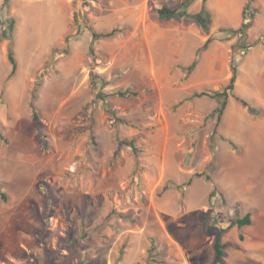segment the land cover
<instances>
[{"label": "rangeland", "instance_id": "rangeland-1", "mask_svg": "<svg viewBox=\"0 0 264 264\" xmlns=\"http://www.w3.org/2000/svg\"><path fill=\"white\" fill-rule=\"evenodd\" d=\"M203 2L10 0L5 6L0 0V33L18 20L19 62L8 79L9 41L0 43V121L7 139H0V193L7 197L0 198V264H211L218 232L248 212L251 226L223 235L226 264H264V49L258 47H264V0L252 2L259 13L248 42L258 45L246 56L233 48L237 36L222 30L240 27L248 0H206L213 13L209 34L157 12L184 5L196 13ZM114 28V37L95 43L96 71L111 81L104 92L132 87L139 95L109 98L126 121L113 127V116L90 89L87 54L92 29ZM233 63L236 94L261 113L252 115L231 98L216 128L219 102L191 96L222 90ZM133 137L138 155L119 146ZM169 179L192 182L159 196ZM215 186L224 198H210Z\"/></svg>", "mask_w": 264, "mask_h": 264}, {"label": "trees", "instance_id": "trees-1", "mask_svg": "<svg viewBox=\"0 0 264 264\" xmlns=\"http://www.w3.org/2000/svg\"><path fill=\"white\" fill-rule=\"evenodd\" d=\"M10 0H4V5L8 6V2ZM253 0H248V3L246 4L245 8L243 9L242 13V23L239 28H225L222 31L223 32H229L232 36H237L238 43L236 45H233V48L239 49L241 52V55L246 56L251 49H253L255 46L258 45V43H249L248 42V32L253 27L254 21L259 13V9L252 6ZM182 6L177 7H168L166 5L162 6L161 8L157 9L158 15L160 19L162 20H170V19H184L186 22H195L206 34L210 33L211 26L213 24V13L212 11L207 7L206 0H204L203 5L199 12L191 13L186 10H182ZM10 8L7 9V13H9ZM18 20L13 19L11 22L8 23V30H3L2 33H0V43H3L5 40L9 41L8 49H7V57L8 61L11 64V72L9 74L8 79L14 78L19 69V62L16 56V28H17ZM119 32V29L114 28L110 31H97L95 29L91 30L92 35V41L90 43L88 54H87V66L90 70V89L96 93L95 101L101 100L108 111L113 118L110 119L111 126L114 127L115 124L118 123H125L126 121L118 117V111L111 107L109 103V98L112 96H118L121 98H131V97H137L139 95L138 92L134 91L132 87H128L125 90H116L111 92H104V90L111 85V81H108L103 75L97 73L96 68L98 67V52L95 48V43L103 38H112ZM68 37L66 38V40ZM214 39L210 37L204 45L198 50L197 59L193 61V63L187 68V71L189 74L193 72L199 62V55L206 51L209 46L212 44ZM238 81V67L233 63L232 65V76L229 81V83L223 87L220 91H203V92H194L191 97L194 98H201L204 96H207L211 99L217 100L219 102L218 107L214 110L212 116L216 117L217 123L216 128L220 125L221 121L223 120V117L226 113V110L228 108L229 102L231 98H234L237 102L241 103L242 106L246 107L250 114L252 115H260L261 111L254 107L247 99L239 96L236 94V83ZM42 81L39 82L41 84ZM33 108V118L35 121L38 120V115L36 113V110L34 108V105L32 104ZM117 122V123H115ZM4 127L2 125V122L0 121V139L2 141H7L6 137L4 136ZM42 135V134H41ZM119 146L120 147H130L135 152L136 155H138L141 151L138 149V137H133L132 139H121L119 140ZM205 176L206 180L208 182L212 181L211 175H205L203 173H195V178H202ZM192 182V179H190L187 183L179 184L174 179H169L163 186L162 190L159 193V196H162L164 193L171 189H177L182 190L186 186H189ZM2 185L0 184V189ZM41 189L45 193L46 197L48 198L49 203H52L54 200V196L52 195L50 189L45 184L40 185ZM216 195H221L223 198L224 193L215 186L213 191L210 193V198H214ZM0 196L3 200H7L6 194L1 192ZM240 205V204H238ZM237 213L239 214L240 211L237 210ZM205 219L207 222V231L210 232L214 218H213V212L210 211L205 215ZM253 224V218L252 213L248 212L243 217L238 216L235 221H233L231 224H229L226 228L221 229L218 234L215 237L213 248L215 251V256L211 264H226V256H227V243L223 242V235L237 227L239 230H242L243 228L247 226H251ZM245 235L240 232L239 233V239L241 241H245ZM151 247L149 249V253L154 256L155 254L153 252L156 251V244H155V238L151 237ZM48 264H55V263H48Z\"/></svg>", "mask_w": 264, "mask_h": 264}, {"label": "crops", "instance_id": "crops-1", "mask_svg": "<svg viewBox=\"0 0 264 264\" xmlns=\"http://www.w3.org/2000/svg\"><path fill=\"white\" fill-rule=\"evenodd\" d=\"M41 27H42V25H41ZM41 27H40V28H41ZM67 31H68V30H67ZM67 31H66L65 33H63L60 37H62L63 35H66V34H67ZM258 47H262V48L264 49L263 46H260V45H259ZM252 50H253V49H252ZM252 50H251V51H252ZM249 52H250V51H249ZM249 102H250V101H249ZM262 103H263V102H262ZM252 104H253V103H252ZM253 105H254V104H253ZM255 105H256V104H255ZM257 106L259 107V105H257ZM0 198H1V197H0Z\"/></svg>", "mask_w": 264, "mask_h": 264}]
</instances>
